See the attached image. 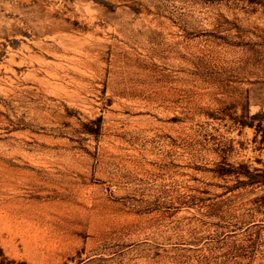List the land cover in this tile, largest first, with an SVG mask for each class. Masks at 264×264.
I'll list each match as a JSON object with an SVG mask.
<instances>
[{
    "label": "rangeland",
    "instance_id": "rangeland-1",
    "mask_svg": "<svg viewBox=\"0 0 264 264\" xmlns=\"http://www.w3.org/2000/svg\"><path fill=\"white\" fill-rule=\"evenodd\" d=\"M0 264H264V0H0Z\"/></svg>",
    "mask_w": 264,
    "mask_h": 264
}]
</instances>
